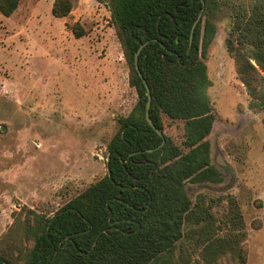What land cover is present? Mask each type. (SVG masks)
<instances>
[{
    "label": "rangeland",
    "instance_id": "rangeland-1",
    "mask_svg": "<svg viewBox=\"0 0 264 264\" xmlns=\"http://www.w3.org/2000/svg\"><path fill=\"white\" fill-rule=\"evenodd\" d=\"M54 1L0 13V252L14 256L32 246L29 209L53 214L105 176L108 144L138 101L110 0H73L64 18ZM75 22L84 37L67 27ZM229 30L224 10L206 58L215 116L206 140L219 175L185 182L181 237L155 264H264V107L252 106ZM162 116L183 146L184 121Z\"/></svg>",
    "mask_w": 264,
    "mask_h": 264
},
{
    "label": "trees",
    "instance_id": "trees-1",
    "mask_svg": "<svg viewBox=\"0 0 264 264\" xmlns=\"http://www.w3.org/2000/svg\"><path fill=\"white\" fill-rule=\"evenodd\" d=\"M21 2L0 0V13L12 16ZM108 7L138 101L108 144L105 176L53 214L29 209L32 246L18 256L0 252V264H155L174 248L190 210L183 185L219 175L206 140L215 121L206 58L224 10L230 12L228 51L252 106L264 107V0H110ZM73 8V0H55L52 14L68 17ZM67 27L76 38L87 34L80 22ZM145 42L138 69L135 56ZM140 73L152 92L151 119L164 136L147 119ZM163 114L184 121L183 146L165 133Z\"/></svg>",
    "mask_w": 264,
    "mask_h": 264
},
{
    "label": "water",
    "instance_id": "water-1",
    "mask_svg": "<svg viewBox=\"0 0 264 264\" xmlns=\"http://www.w3.org/2000/svg\"><path fill=\"white\" fill-rule=\"evenodd\" d=\"M203 17V13L201 12L198 19L195 21L194 25H193V28H192V31H191V37H190V44L192 45L193 43V40H194V34H195V30H196V27L198 25V23L200 22V20L202 19ZM148 44V42H145L143 44L140 45L137 53H136V66L137 68L139 69V57H140V53L142 52L143 48ZM141 77L143 78V81L146 85V88H147V95H148V102H147V119L149 121V123L157 130V132L161 135V136H164V133L162 130L158 129L156 127V125L154 124L153 120L151 119V116H150V108H151V105H152V92H151V88L147 82V80L145 79L144 75L142 73H140Z\"/></svg>",
    "mask_w": 264,
    "mask_h": 264
}]
</instances>
